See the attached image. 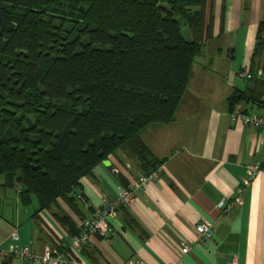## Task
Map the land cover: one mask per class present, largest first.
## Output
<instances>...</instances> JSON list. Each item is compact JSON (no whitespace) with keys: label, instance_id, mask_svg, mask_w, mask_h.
Here are the masks:
<instances>
[{"label":"trees","instance_id":"1","mask_svg":"<svg viewBox=\"0 0 264 264\" xmlns=\"http://www.w3.org/2000/svg\"><path fill=\"white\" fill-rule=\"evenodd\" d=\"M208 1L0 0V186L25 205L35 198L34 215L59 200L79 215L73 187L110 156L125 155L141 175L162 166L141 134L175 118L211 35ZM263 67L261 21L253 77L228 97L231 110L261 102ZM53 215L79 233L67 214Z\"/></svg>","mask_w":264,"mask_h":264},{"label":"crops","instance_id":"2","mask_svg":"<svg viewBox=\"0 0 264 264\" xmlns=\"http://www.w3.org/2000/svg\"><path fill=\"white\" fill-rule=\"evenodd\" d=\"M210 20V38L193 64L175 118L148 125L141 134L163 159L160 173L111 220V239L94 236L78 252L81 262L124 264L137 258L146 264H174L182 258L184 264H227L237 256L239 264H264V138L261 128L235 121L231 114L241 110L264 116V94L260 103L240 102L232 110L228 102L234 90L249 86L238 72L250 65L257 28L264 21V0H209L206 22ZM107 160L80 180L79 215L63 200L34 215L35 198L25 205L15 188L0 186V249L31 246L37 253L46 247L65 252L63 243L71 234L53 213L67 214L79 228L82 219L141 175L121 153ZM256 163L258 173L249 180L248 167ZM239 187L244 191L236 202ZM222 200L228 203L226 210L217 208ZM204 220L213 224V232L201 240L195 226ZM14 230L18 240L10 236ZM184 243L189 246L185 255ZM0 264L32 263L10 256Z\"/></svg>","mask_w":264,"mask_h":264},{"label":"built area","instance_id":"3","mask_svg":"<svg viewBox=\"0 0 264 264\" xmlns=\"http://www.w3.org/2000/svg\"><path fill=\"white\" fill-rule=\"evenodd\" d=\"M238 75L242 78H252L249 67H244L238 72ZM258 76L264 80V72L258 73ZM233 118L242 121L244 124H251L258 128H261V135L264 138V116L258 114H248L241 110H236L233 113ZM260 165L258 163L251 164L248 167V178L251 180L258 173ZM161 171V166L151 172L149 175H139L129 181L126 187H123L119 195L107 202L103 207L94 210L91 216L82 219L80 223L79 233L76 235L69 236L64 242L65 252L55 253L49 247H46L42 253H37L31 246L14 247L13 249H0V259H6L10 256L19 258H27L32 264H87L81 262L70 255V252L76 256L84 246L91 242L94 236H98L104 239H111L115 230L111 223V220L116 219L119 215V208L127 206L134 199L136 191H138L146 182L154 179ZM114 172L118 173L119 169L114 168ZM243 187H239L233 200L241 202V195L243 193ZM228 203L222 200L217 205L220 210H226ZM195 231L201 240L210 238L213 232V224L204 220L196 224ZM13 240H18L19 236L16 230L11 233ZM189 251V246L183 244L181 252L185 255ZM124 264H146L143 260L133 258L127 260ZM174 264H184L182 258ZM227 264H239L237 256L232 257Z\"/></svg>","mask_w":264,"mask_h":264},{"label":"water","instance_id":"4","mask_svg":"<svg viewBox=\"0 0 264 264\" xmlns=\"http://www.w3.org/2000/svg\"><path fill=\"white\" fill-rule=\"evenodd\" d=\"M183 35H184V38H185V40L187 42H191L192 41L190 31H189V29L187 27L184 28ZM106 162H108V160L103 161V164H106ZM80 194H81L80 188L73 187L72 193L70 195H71V197L75 198V197H77Z\"/></svg>","mask_w":264,"mask_h":264},{"label":"rangeland","instance_id":"5","mask_svg":"<svg viewBox=\"0 0 264 264\" xmlns=\"http://www.w3.org/2000/svg\"><path fill=\"white\" fill-rule=\"evenodd\" d=\"M198 57V56H197ZM196 57V58H197ZM196 60V59H195ZM195 62V61H194ZM194 64V63H193ZM193 67V66H192ZM239 76V75H238ZM257 76H258V73H257ZM240 78H242L241 76H239ZM245 79H247V80H249L250 78H245ZM240 103V102H239ZM231 114H232V118H233V113L231 112ZM234 119V118H233ZM235 121H236V119H234ZM113 156V155H112ZM127 160V159H126Z\"/></svg>","mask_w":264,"mask_h":264}]
</instances>
